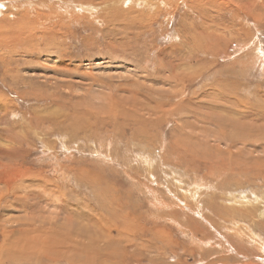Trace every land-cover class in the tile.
Wrapping results in <instances>:
<instances>
[{
    "label": "rangeland",
    "instance_id": "1",
    "mask_svg": "<svg viewBox=\"0 0 264 264\" xmlns=\"http://www.w3.org/2000/svg\"><path fill=\"white\" fill-rule=\"evenodd\" d=\"M0 3V264H264V0Z\"/></svg>",
    "mask_w": 264,
    "mask_h": 264
},
{
    "label": "bare ground",
    "instance_id": "2",
    "mask_svg": "<svg viewBox=\"0 0 264 264\" xmlns=\"http://www.w3.org/2000/svg\"><path fill=\"white\" fill-rule=\"evenodd\" d=\"M1 1V0H0ZM18 2V1H17ZM220 3V2H219ZM1 4V3H0ZM221 4H222V2H221ZM145 7V6H144ZM123 8V7H122ZM86 9H88V8H86ZM220 9V8H219ZM92 10V9H91ZM87 11H89V10H87ZM93 11V10H92ZM90 12V11H89ZM115 15V14H114ZM73 17V16H72ZM15 18V17H14ZM138 18V17H137ZM11 32V31H10ZM9 32V33H10ZM11 34V33H10ZM14 34V33H13ZM96 34V33H95ZM9 36V35H8ZM93 46V45H92ZM122 53V52H121ZM98 55V54H97ZM134 70V69H133ZM91 73V72H90ZM82 75V74H81ZM134 77V76H133ZM136 82V81H135ZM94 84V83H93ZM56 90V89H55ZM228 99V98H227ZM81 101V100H80ZM229 103V102H228ZM98 107V106H97ZM139 110V109H138ZM241 131H243V130H241ZM156 165V164H155ZM13 177V176H12ZM42 202V201H41ZM44 206V205H43ZM54 207V206H53ZM42 209V208H41ZM68 211V210H67ZM259 216L260 217H263L264 216V209L262 210V211H260L259 212ZM68 218V217H67ZM69 220H71V218H68ZM137 225V224H136ZM41 226V225H40ZM139 227V226H138ZM56 228V227H55ZM46 231V230H45ZM44 238V237H43ZM142 238V237H141ZM138 239V238H137ZM31 242V241H30ZM48 242V241H47ZM51 242V241H50ZM159 248V247H158ZM151 259V258H150ZM218 260V259H217ZM212 262H213V260H212ZM211 262V263H212Z\"/></svg>",
    "mask_w": 264,
    "mask_h": 264
}]
</instances>
